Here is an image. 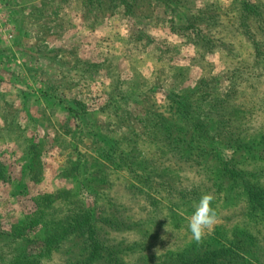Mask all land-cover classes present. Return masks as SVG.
<instances>
[{"label": "rangeland", "instance_id": "1", "mask_svg": "<svg viewBox=\"0 0 264 264\" xmlns=\"http://www.w3.org/2000/svg\"><path fill=\"white\" fill-rule=\"evenodd\" d=\"M101 2L1 5L0 264H82V239L61 235L82 212L128 263L238 245L231 260L264 264V221L221 173L232 162L264 186V22L236 28L264 0H133L134 16ZM205 193L218 220L197 243L188 217Z\"/></svg>", "mask_w": 264, "mask_h": 264}, {"label": "trees", "instance_id": "2", "mask_svg": "<svg viewBox=\"0 0 264 264\" xmlns=\"http://www.w3.org/2000/svg\"><path fill=\"white\" fill-rule=\"evenodd\" d=\"M106 3L108 6H105L108 8H112V6L120 7V5H122L124 13L128 12V14H131L132 16L135 15L133 10V0H108ZM101 4V0H89L88 12L92 13L93 15L99 13L101 11ZM216 14V12L207 14L203 13L201 14V17L209 15V20L217 23V17L222 18V16ZM249 15L252 16L251 20L248 19ZM236 20H238L236 26L237 29H251L260 28L261 24L264 22V17L262 12H259L258 5L253 4L244 5V9L242 7V11L236 16ZM252 41L256 46L255 51L257 55L258 41ZM261 55L262 54H260V56ZM177 98L181 100L180 102L179 100L176 102L177 111L181 114L184 121L190 123V120V124H192L193 127L198 130L196 136H200L199 138H203L204 135H206V137L211 136L209 134V124L206 121L201 122L197 117H190V114L194 112L196 103L187 100L183 96H178ZM262 144L264 145V139ZM188 169H194L195 172H199L198 168H192L191 166H188ZM221 173L224 177L226 176L234 181H239L243 185L247 195V207L245 215L253 222L255 221L254 223H258V220L264 221V186L258 181L254 180L255 174L253 175V178H250L248 173L239 169L236 165H233L232 162H225L224 166H222ZM191 199L193 198H189V200ZM94 220L95 219L92 214L89 212H82L75 216L66 229H64L65 231L61 233V235L65 236H79L82 239V244L88 251L87 257L83 260L82 264H95L103 257L107 258L109 264H132L124 260L122 255L123 252L121 250L116 249V246L110 244V241L100 236L99 230L97 229ZM233 249H238V245L232 248L221 247L220 249L198 255L192 260L190 258L182 259L181 264H239L240 262L237 263V261L231 260L234 259L233 257H235V252ZM158 264L166 263L163 262ZM241 264H245L244 260L241 261Z\"/></svg>", "mask_w": 264, "mask_h": 264}, {"label": "clouds", "instance_id": "3", "mask_svg": "<svg viewBox=\"0 0 264 264\" xmlns=\"http://www.w3.org/2000/svg\"><path fill=\"white\" fill-rule=\"evenodd\" d=\"M214 197L205 193L192 205L193 211L188 217V230L194 241L201 242L206 230H211L217 223V214L211 206Z\"/></svg>", "mask_w": 264, "mask_h": 264}, {"label": "crops", "instance_id": "4", "mask_svg": "<svg viewBox=\"0 0 264 264\" xmlns=\"http://www.w3.org/2000/svg\"><path fill=\"white\" fill-rule=\"evenodd\" d=\"M1 1H2V2H0V8H2V7H3V6L1 7V5L3 4V0H1Z\"/></svg>", "mask_w": 264, "mask_h": 264}]
</instances>
